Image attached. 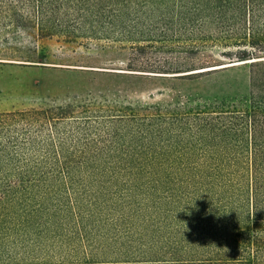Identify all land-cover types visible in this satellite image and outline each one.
I'll list each match as a JSON object with an SVG mask.
<instances>
[{
  "label": "trees",
  "instance_id": "obj_1",
  "mask_svg": "<svg viewBox=\"0 0 264 264\" xmlns=\"http://www.w3.org/2000/svg\"><path fill=\"white\" fill-rule=\"evenodd\" d=\"M168 2L0 0V57L33 58L49 41L150 48L169 29L156 22L158 4ZM170 7L187 47L248 48L233 55L237 62L264 51V0H172ZM249 68L247 104L230 105L193 132L202 145H248L249 155L208 159L230 168H141L182 164L188 141L185 123L149 114L113 123L131 138L172 131L171 141L155 146L175 154L147 155L143 141L132 153L76 152L102 147L101 129H89L85 117L42 109L0 113V136L17 133L22 149L43 151L0 153V264H264V60ZM67 117L72 122L62 123ZM70 235L75 242L65 261L34 262ZM161 236L166 242L159 245ZM18 249L19 259L6 252Z\"/></svg>",
  "mask_w": 264,
  "mask_h": 264
},
{
  "label": "rangeland",
  "instance_id": "obj_2",
  "mask_svg": "<svg viewBox=\"0 0 264 264\" xmlns=\"http://www.w3.org/2000/svg\"><path fill=\"white\" fill-rule=\"evenodd\" d=\"M171 2L169 0L167 5L158 4L156 22H167L169 29L163 32L164 35L157 34L160 36L150 48L132 51L49 41L45 44L44 53L38 51L33 58L0 57V113L42 109L51 110L57 115L85 117L87 124L91 125L89 129L97 128L96 132L101 129L102 147L99 150L78 149L76 152L132 153L139 151L135 150L137 147L134 145L143 141L146 147L142 152L147 155L151 156L152 152L159 156L175 154L172 151L165 153L155 146L157 143L162 145L167 139L171 141L172 131L131 138L120 133L122 130L119 123H113L119 119L131 120L132 116L149 114L175 125L185 123L184 137L188 141L182 144L184 152L181 154L185 157L182 164L141 168L158 171L230 168L208 159L214 161L223 156L249 155L251 148L248 145H242L241 148L233 145L221 148L212 143L210 146L202 145L196 141L193 132L208 121L212 122L215 113L228 112L230 105L243 107L247 104L249 65L264 60V51L254 54L250 60L237 62L233 55L248 48L220 45L187 47L186 35L176 31L174 19L169 15ZM76 11L80 10L77 8ZM165 13L168 15L164 19ZM162 26V23L157 24L159 28ZM72 120L67 117L62 123L68 124ZM105 123L112 128V131L107 130L109 136L103 134ZM115 128L118 129L116 133L113 132ZM14 144L20 148H11ZM5 145L6 149H2ZM22 145H25L22 135L4 133L0 136V153L43 152L40 149H22ZM109 145L112 147L109 148ZM49 151L53 152L51 149ZM72 237L70 235L68 242L66 236H61L56 246L45 250L46 254H40L44 258L34 262L65 261L66 252H71L70 248H73L75 242ZM158 242L159 245L164 244L166 237L161 236ZM14 251L6 252L10 257L15 255L19 259L22 250Z\"/></svg>",
  "mask_w": 264,
  "mask_h": 264
},
{
  "label": "water",
  "instance_id": "obj_3",
  "mask_svg": "<svg viewBox=\"0 0 264 264\" xmlns=\"http://www.w3.org/2000/svg\"><path fill=\"white\" fill-rule=\"evenodd\" d=\"M230 66H235V65H230Z\"/></svg>",
  "mask_w": 264,
  "mask_h": 264
}]
</instances>
